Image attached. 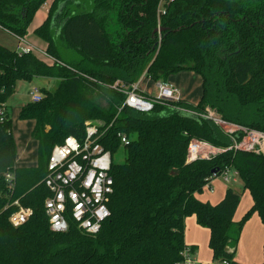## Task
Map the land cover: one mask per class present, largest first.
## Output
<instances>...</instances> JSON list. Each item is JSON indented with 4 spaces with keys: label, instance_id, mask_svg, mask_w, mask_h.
Returning a JSON list of instances; mask_svg holds the SVG:
<instances>
[{
    "label": "trees",
    "instance_id": "obj_1",
    "mask_svg": "<svg viewBox=\"0 0 264 264\" xmlns=\"http://www.w3.org/2000/svg\"><path fill=\"white\" fill-rule=\"evenodd\" d=\"M47 0H0V27L25 38ZM52 0L34 29L53 56L21 53L0 43V264H179L185 248V219L196 215L210 230L213 259L241 264L235 254L244 223L257 212L264 223V152L228 150L187 159L191 139L228 146L224 129L203 114L264 130V0ZM163 27L162 32H154ZM181 70L202 77L195 103H157L151 112L124 106L126 90L144 75L155 82ZM163 71L162 74L160 72ZM58 79L40 87L42 99L28 101L20 118L34 122L37 164L15 167L16 141L7 100L21 80ZM87 122L107 127L100 142L112 154L113 192L109 217L95 234L70 219L69 229H51L44 183L48 160L66 136L85 137ZM118 133L130 143L121 145ZM226 167L237 171L253 199L240 220L241 193L228 187L212 203L197 193ZM15 175L9 191L6 172ZM19 199L33 214L15 227L9 217ZM264 264V262L262 263Z\"/></svg>",
    "mask_w": 264,
    "mask_h": 264
},
{
    "label": "built area",
    "instance_id": "obj_2",
    "mask_svg": "<svg viewBox=\"0 0 264 264\" xmlns=\"http://www.w3.org/2000/svg\"><path fill=\"white\" fill-rule=\"evenodd\" d=\"M162 1L159 4V10L160 8L163 10ZM19 39L27 42L25 38ZM18 50L21 53L32 51L36 54L39 51L47 62L54 61L53 56L46 49L30 44L22 46ZM144 77L143 75L142 78ZM142 78L125 91L126 98L119 111L124 106H129L141 112H151L157 103L182 99L180 89L168 80L156 82L158 89L156 94L142 91L140 89ZM42 97L40 88L33 87L30 91L31 100L38 102ZM203 115L220 125L229 135L232 143L228 146L218 147L207 141L193 138L188 145L187 159L189 161L208 158L228 150L264 152V130L227 121L211 108H207ZM0 120L3 118L0 117ZM110 126L111 124L103 127L98 123L87 122L85 125L86 134L83 139L68 135L62 143L54 146L44 178V183L51 193L45 200V209L53 231H67L70 219H72L81 230L95 234L99 232L102 223L109 217L108 200L114 186V179L110 173L113 154L103 146L100 140ZM118 136L121 138L122 146L130 143V139L125 133H118ZM230 171L232 168L226 167L221 173H213L205 186L212 190L211 180L219 176H224L226 180H229L228 173ZM5 179L9 191L12 192L16 185L14 173L6 172ZM12 205L17 206V209L11 213L9 221L15 227L21 226L32 216L33 209L23 206L19 199L13 200ZM182 254L183 260L179 264H195L193 253L189 248H185ZM223 264L229 263L224 261Z\"/></svg>",
    "mask_w": 264,
    "mask_h": 264
},
{
    "label": "rangeland",
    "instance_id": "obj_3",
    "mask_svg": "<svg viewBox=\"0 0 264 264\" xmlns=\"http://www.w3.org/2000/svg\"><path fill=\"white\" fill-rule=\"evenodd\" d=\"M51 2L52 0H47V2L39 8L38 15L36 16V19H34L33 23L29 26V30H32L34 25L38 23L40 19V15L46 12V9L50 7ZM25 40L27 42H24V40H20L18 37L13 35L11 32L0 27V43L1 44L6 45L10 48H18V49H20V47L22 46H27L30 44L34 47L43 49V45L40 43L39 39L34 35L33 32H31L30 35L26 36ZM37 54L41 56L39 51H37ZM35 78L37 80L19 81L17 84L15 93L11 95L7 100V106H8L9 114L12 118V128H13V131H15L16 137H17V156L16 158L20 159V161H24V159L26 158H31L32 163L36 165L37 145L34 144V142L32 141V138L30 137L31 136L30 131H29L30 123L20 118V108L24 104H26L28 101H30L31 99L30 91L33 89V87L37 86L39 88L40 86H44L49 89H55L57 87L59 80L55 78H51L49 80L48 78H45V77H35ZM167 79L173 85L178 87L180 90H184V96L187 99L193 100V101H195L196 99H199L201 95V90H202V77L200 74L192 70H181L179 72L169 75ZM140 89L148 93H151V94H156L158 92V89L156 87V82L153 79H150L148 77H144L142 79V82L140 84ZM125 157H126L125 149L120 148L115 154H113V162L116 164L123 163L125 161ZM234 171L236 170L232 169V171L228 173L229 180H226L224 176H219L217 178L219 179L218 183L222 182L225 188L232 187L236 191L242 194L241 203L238 206L239 208L236 213L237 219L240 220L245 210L252 204V200L249 195L250 192L249 191L245 192L243 189L241 177L239 176L237 171H236L237 174H234ZM214 186L215 187L217 186V182L216 184H214ZM205 192L207 193L209 192L208 188L205 189ZM209 198L211 199V201H215V196L210 195ZM242 238H244V240L247 243H251L252 244L251 246H254L255 243L258 241L262 243L259 248H262V250L264 249L263 248L264 236L263 234L260 233V231H257L256 234L254 232L252 236H250L249 233H246ZM204 243L202 242V245L205 247L204 250L205 249L207 250V248L209 249V252L211 255V259H210L211 263L212 264H223L221 261L212 258V252L210 248L206 245V243L205 244ZM207 243H208V240H207ZM194 257L196 258L195 255Z\"/></svg>",
    "mask_w": 264,
    "mask_h": 264
},
{
    "label": "crops",
    "instance_id": "obj_4",
    "mask_svg": "<svg viewBox=\"0 0 264 264\" xmlns=\"http://www.w3.org/2000/svg\"><path fill=\"white\" fill-rule=\"evenodd\" d=\"M48 9L49 8L46 9V12L44 14L40 15V19H39L38 23H36L34 25L32 30H29V28H28V34L26 36L30 35L31 32L34 33V29L38 25H40L42 23V21L47 17ZM37 15H38V11L36 12L31 24L33 23L34 19H36ZM37 38L39 39L40 43L43 45V49H45L46 43L44 41H42L39 37H37ZM13 49H18V48H13ZM38 56L40 58L44 59L42 56H40V55H38ZM45 61H47V60H45ZM33 80H37V79L35 78ZM141 82H142V80H141ZM40 87H42V86H40ZM142 91H144V90H142ZM180 91H181V98L188 101V102H191V103L196 104L201 97V95H200L199 99H196L195 101L189 100L184 96V90H180ZM144 92H146V91H144ZM146 93H148V92H146ZM26 121H28L30 123L29 131H30V135H31V130L33 128L34 122L32 120H26ZM12 130H13V128H12ZM13 134H14V138L16 141V148H17V137H16L15 131H13ZM30 137L32 138V136H30ZM32 141L34 142V144L37 145V141L35 139L32 138ZM32 141H30V142H32ZM16 156H17V154H16ZM31 160H32L31 158H26V159H24V161H20V159L16 158L15 159V167L35 166V164H33ZM31 164H33V165H31ZM234 174H237L236 171H234ZM234 176H236V175H234ZM234 176H233V178H234ZM218 180H219L218 178H214L211 181L212 190L205 186L203 192L196 194L197 197L202 199V200L211 201L209 196L213 195V196H215V201H211L212 203L218 202L220 199H222V197L224 196L226 189L228 187L225 188V186L223 185L222 182L218 183ZM216 182H217V186L215 187L214 184H216ZM242 186H243V181H242ZM207 188L209 190L208 193L205 192V189H207ZM244 191L246 192L248 190L245 189ZM249 195L251 197L252 204L245 210L244 214L253 205L252 196L250 193H249ZM203 196H204V198H203ZM240 203H241V200H240ZM240 203H239V205H240ZM238 208H237V210H238ZM237 210H236L235 215H234L235 220H239V219H237V216H236ZM257 231H260V233L263 234V236H264V223L262 222L259 214L257 212H255L244 223L243 229L241 231L240 239H239L238 246H237V251L235 254V260H237L239 263H241V264H262L264 262V249L262 250V248H259L262 243L257 241L254 246H251L252 245L251 243H247L244 240V238H242L246 233H249V235L252 236L254 234V232L256 234ZM207 237H208V239H207ZM209 238H210V230L207 227H203V226L198 224V222L196 220V215H190V216L186 217V219H185V242L189 245H196L195 246L196 250L194 253V255L196 256V258L194 257L195 264H206V263L212 264L210 261L211 255H210L209 249L207 248V250L206 249L204 250L205 247L202 245V242L203 243L205 242L206 245L210 248ZM207 240H208V243H207ZM263 241H264V239H263ZM263 248H264V246H263ZM210 250L212 252L211 248H210ZM262 251H263V253H262ZM212 258H213V252H212Z\"/></svg>",
    "mask_w": 264,
    "mask_h": 264
},
{
    "label": "water",
    "instance_id": "obj_5",
    "mask_svg": "<svg viewBox=\"0 0 264 264\" xmlns=\"http://www.w3.org/2000/svg\"><path fill=\"white\" fill-rule=\"evenodd\" d=\"M163 30H164L163 27H157V28L154 30V32H158V31L162 32ZM162 73H163V71L160 72V74H162ZM213 172H215V170H214Z\"/></svg>",
    "mask_w": 264,
    "mask_h": 264
}]
</instances>
